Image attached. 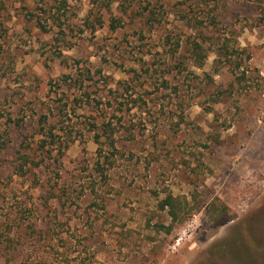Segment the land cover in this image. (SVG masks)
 <instances>
[{
  "label": "rangeland",
  "instance_id": "rangeland-1",
  "mask_svg": "<svg viewBox=\"0 0 264 264\" xmlns=\"http://www.w3.org/2000/svg\"><path fill=\"white\" fill-rule=\"evenodd\" d=\"M0 264H264V0H0Z\"/></svg>",
  "mask_w": 264,
  "mask_h": 264
},
{
  "label": "trees",
  "instance_id": "trees-1",
  "mask_svg": "<svg viewBox=\"0 0 264 264\" xmlns=\"http://www.w3.org/2000/svg\"><path fill=\"white\" fill-rule=\"evenodd\" d=\"M179 45L176 47V50H178ZM219 51L217 52L219 56H223L225 58V63H227L229 66H234V68H241L240 61L238 62L236 59L239 57L238 53L239 51H244V49H238V48H232L228 44H222L220 47H218ZM191 53L193 54L194 58L197 59L199 66L202 63L203 58L206 57V54L204 53V47L201 46L198 42H194L191 47ZM249 60L251 59V55L246 56ZM222 62V60H221ZM234 64V65H233ZM168 205H171L172 207H175L172 202V196H167L163 200V207H166ZM226 208V207H225ZM174 213V212H173Z\"/></svg>",
  "mask_w": 264,
  "mask_h": 264
}]
</instances>
